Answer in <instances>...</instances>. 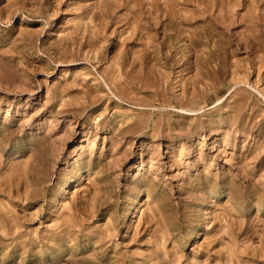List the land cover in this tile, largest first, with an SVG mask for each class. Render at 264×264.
I'll list each match as a JSON object with an SVG mask.
<instances>
[{"label":"rangeland","instance_id":"1","mask_svg":"<svg viewBox=\"0 0 264 264\" xmlns=\"http://www.w3.org/2000/svg\"><path fill=\"white\" fill-rule=\"evenodd\" d=\"M0 264H264V0H0Z\"/></svg>","mask_w":264,"mask_h":264},{"label":"bare ground","instance_id":"2","mask_svg":"<svg viewBox=\"0 0 264 264\" xmlns=\"http://www.w3.org/2000/svg\"><path fill=\"white\" fill-rule=\"evenodd\" d=\"M214 133H215V132H214ZM61 193H62V192H61ZM59 196H60V195H59ZM59 196H58V197H59ZM58 199H59V198H58ZM148 199H149V197H147V200H148ZM61 200H62V199H61ZM141 201H142V200H141ZM144 203H145V202H144ZM144 206H145V204H143V202H139V206H138L139 209L142 208V207H144ZM134 209H135V207H134ZM134 209H133V210H134ZM135 210H137V209H135ZM138 211H139V210H138ZM138 211H137V212H138ZM203 211H204V210H203ZM202 215H204V214H202ZM202 215H201V216H202ZM202 217H204V216H202Z\"/></svg>","mask_w":264,"mask_h":264}]
</instances>
